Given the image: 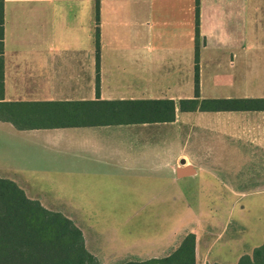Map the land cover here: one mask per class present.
I'll list each match as a JSON object with an SVG mask.
<instances>
[{
	"label": "crops",
	"instance_id": "0c3cea01",
	"mask_svg": "<svg viewBox=\"0 0 264 264\" xmlns=\"http://www.w3.org/2000/svg\"><path fill=\"white\" fill-rule=\"evenodd\" d=\"M197 15L196 0H4L0 177L53 213L119 214L112 201L143 191L151 166L169 182L196 181L200 200L227 206L221 225L227 239L216 250L217 227L192 228L177 245L170 247L176 233L161 242L163 257L188 233L196 235L197 264L252 256L264 242V111L181 112L179 103L196 98L197 65L199 100L264 99L256 73L264 71V0H200L199 45ZM145 101L174 102V121L147 122L144 111H135ZM181 115L191 118V150L206 156L187 162L193 174L184 178L177 169L185 158L174 167L159 136ZM217 150L238 152V170H226ZM39 156L65 176L38 178L19 169L36 166ZM78 227L99 264L162 258H119L126 246L116 245L109 230Z\"/></svg>",
	"mask_w": 264,
	"mask_h": 264
},
{
	"label": "rangeland",
	"instance_id": "374dc122",
	"mask_svg": "<svg viewBox=\"0 0 264 264\" xmlns=\"http://www.w3.org/2000/svg\"><path fill=\"white\" fill-rule=\"evenodd\" d=\"M256 73L260 77V83L264 84V71L260 70ZM190 124V115H181L172 128H158L164 129L160 130V141L167 145L166 155L172 159L174 167L182 158H185L190 164L200 163L206 158L204 151L191 150ZM216 153L224 157L222 162L225 161L226 170L229 166L233 171L238 170L240 160L238 152L237 154L232 152L230 156H227L226 151L222 150H217ZM0 154H2L1 151ZM32 162L37 163V165L32 166V168L20 165L19 169H23L25 174L29 176L38 178L57 180L58 177L65 176L54 172L53 168L45 167L44 158H40V156ZM1 169L4 168L0 166ZM12 169H16V167ZM159 181L162 182L158 183ZM160 184L161 187L158 188ZM144 186L145 188H142L143 191L141 192H127L121 198L112 201V203L118 202L116 206L120 208L116 212L120 211L119 214L100 213L84 216L68 215L66 217L80 227L95 228L97 226L109 230L111 236L117 238H114L117 241L116 245L126 246V255H119V258L122 257L123 259L163 257L166 250L161 242H168L170 234L176 233L173 236L171 247L178 243L179 239L192 228L213 233L217 227L214 233V236L217 237L214 250L227 239V233L221 231V225L225 220L227 211L226 204L222 205V200H200L196 181L185 179L172 183L166 178L163 179L161 172L149 166L145 167ZM103 202L110 201L103 199ZM101 210L110 211L111 209ZM201 216L204 217L202 221ZM94 247L93 245L92 248ZM103 252H105L104 249ZM106 264H111V262Z\"/></svg>",
	"mask_w": 264,
	"mask_h": 264
},
{
	"label": "trees",
	"instance_id": "16d2710c",
	"mask_svg": "<svg viewBox=\"0 0 264 264\" xmlns=\"http://www.w3.org/2000/svg\"><path fill=\"white\" fill-rule=\"evenodd\" d=\"M198 5L196 41L200 44V0ZM98 6V2H97ZM97 20L99 18L97 17ZM4 0H0V99L4 96ZM97 72L99 75V30L96 35ZM199 61V48L196 62ZM196 98L182 100L181 112L191 111H264V99L199 100V67H196ZM99 92V76L97 79ZM88 106L92 103L87 102ZM116 106L119 103H107ZM135 111L145 112L149 123L172 122L175 119V103L172 101H145ZM93 112V108H87ZM154 114L155 116H152ZM92 119L91 116H89ZM89 119V118H88ZM123 121L119 119V122ZM95 122V121H94ZM92 120L90 123H94ZM197 239L188 233L179 247L170 255L145 261H130L122 264H197ZM0 264H99L87 250L80 228L68 217L53 213L40 202L27 197L14 181L0 177ZM238 264H264V242L252 256H243Z\"/></svg>",
	"mask_w": 264,
	"mask_h": 264
},
{
	"label": "water",
	"instance_id": "95a60500",
	"mask_svg": "<svg viewBox=\"0 0 264 264\" xmlns=\"http://www.w3.org/2000/svg\"><path fill=\"white\" fill-rule=\"evenodd\" d=\"M186 165L187 161L185 159L180 160V168L177 169V176L179 178H184L193 174L192 167Z\"/></svg>",
	"mask_w": 264,
	"mask_h": 264
}]
</instances>
